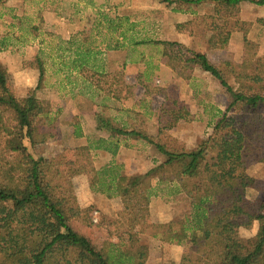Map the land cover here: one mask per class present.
<instances>
[{"label":"trees","instance_id":"16d2710c","mask_svg":"<svg viewBox=\"0 0 264 264\" xmlns=\"http://www.w3.org/2000/svg\"><path fill=\"white\" fill-rule=\"evenodd\" d=\"M188 8L203 3L214 5L211 23L204 29L212 35L207 50H223L234 31L245 23L238 10L244 3L264 6V0H177ZM235 15V20L230 18ZM198 22V21H197ZM197 22L180 24L192 31ZM239 23V24H238ZM258 23L264 34V18ZM190 27V28H189ZM165 66L188 70L195 63L203 72L218 78L228 94L225 111L212 135L196 150L175 152L160 141V134L171 130L187 106L174 98L160 108L158 139L133 127V122L118 123L97 112L96 130L107 134L90 144L67 148L63 155L43 157L39 148L57 137L50 115L41 114L34 96L18 97L8 88L0 69V264H146L149 247L139 238L138 227L150 216L152 197L184 195L190 213L182 218L151 225V236L162 245L187 248L179 264H264V200L250 202L246 197L247 170L264 163V55L259 44L243 43L240 61H228L224 69L215 66L205 52L185 44L157 41ZM42 87L45 69L39 64ZM119 81L124 76L114 75ZM232 79L235 87L228 80ZM242 114V120L229 114ZM56 121V120H55ZM76 137H81L76 134ZM128 140H142L154 146L165 160L146 176H129L114 167L98 170L94 148L115 158ZM12 150L20 155L7 156ZM156 174L152 179L148 177ZM84 175L91 190L108 198L119 197L122 210L116 220L102 218L108 234L117 243L96 249L77 234L68 222L77 219L94 224L93 207L82 208L73 180ZM258 224L253 239L240 237V229Z\"/></svg>","mask_w":264,"mask_h":264},{"label":"rangeland","instance_id":"374dc122","mask_svg":"<svg viewBox=\"0 0 264 264\" xmlns=\"http://www.w3.org/2000/svg\"><path fill=\"white\" fill-rule=\"evenodd\" d=\"M89 1L90 4L84 0H0V69L6 85L18 97L33 95L39 112L50 115L56 120L54 123L57 137L40 147L38 152L43 157L49 158L63 155L67 148L76 147L73 146V142L65 141L64 138H67L68 134L74 130L73 123L79 121V116L84 118L85 114L90 113L89 115L93 116L97 112L105 118H115V121L117 117L121 121L126 119L130 123L134 121L133 127L146 132L150 138L158 139L160 108L166 102L169 105L174 98L183 102L189 112L182 116L173 129L160 134L159 139L175 152L196 150L203 140L212 135L213 125L219 118L218 110L225 111L227 107L228 94L220 80L210 73L203 72L195 63H191L193 68L188 70L182 68L180 63L176 69L165 66L161 61L160 46L148 42L138 46L143 50L142 62L138 67L129 68L130 75L128 74L126 83L117 80L114 72L105 78L104 76H90L91 73L88 74L87 71L84 72L86 81L83 83V79L77 76L73 67L75 65L73 57H77L75 54L81 50L65 41L72 35L73 25L76 24L78 17H82L84 21L87 19L92 21L95 16L92 17L91 10H96V14L99 12L98 16L107 12L108 8L105 9L102 0ZM107 2L110 3L111 0ZM163 2L167 3L165 6L168 8L164 11L167 14L171 13L169 9L171 0ZM211 5L198 9L200 14L205 15L197 17L198 22L194 20L198 23L192 28L197 41H193L189 47L194 51L204 52L205 47L207 48V40L212 35L210 31L204 34V29L208 23H211ZM181 6L183 5L178 3L176 5L180 9L186 8ZM87 7L92 9L88 11ZM238 11L239 21L245 23L244 29L234 31L229 45L221 52L215 53L211 61L221 69H224L228 61L241 60L243 43L246 41L257 42L259 44L258 56L262 58L264 55V34L258 23L260 18H264V6L244 3ZM98 16L95 19H99ZM233 20H235V15L230 18L232 23H234ZM89 30L85 28L83 32ZM95 32L98 30L96 29ZM97 37L98 35H96L95 43L91 44V48L96 52L101 51L104 46L100 44L103 37L100 39ZM140 38L149 39L150 37L144 35ZM128 47L130 49V46ZM127 53V56L131 54L130 51ZM61 54L64 55L63 58L60 57ZM40 63L45 69L41 88L43 90H36ZM95 64L99 66L100 62L96 61ZM24 69L28 71V76L22 75ZM228 82L235 87L232 79ZM94 86L101 90V94H97L95 98L92 97L95 102L92 105L90 101L85 100L81 106L79 97L82 95L85 99L90 98ZM43 94L44 97L41 100L40 96ZM103 96H109L110 101L105 104L101 103ZM59 106L64 109L61 110ZM62 111L64 113L66 111V114L62 120H58ZM229 115L242 120L244 113L238 115L230 113ZM70 120L73 121L71 122L73 125H67ZM123 147L126 148L123 158L126 159V165L121 172L129 176H146L147 172L165 160L154 146L142 140H128L127 145ZM20 154L12 150L6 152L7 156ZM107 160L103 156L95 155L98 169ZM119 172L118 170L115 174ZM247 176V199L250 202L257 199L264 200V163L251 166L247 170ZM155 177L156 174L148 177L152 179L153 184L156 181ZM74 188L79 205L82 208L93 207L94 224L89 226L77 219H72L68 222L69 227L80 236L87 238L96 249H100L109 242L117 243L115 233L110 236L106 225H103L101 220L106 218L109 221L118 218L122 210L121 198L106 199L101 192L92 190V198L95 200L92 202L94 200L89 201L80 186L75 187L74 185ZM189 213L190 204L184 195L175 198L152 197L150 216L137 229L141 242L149 247V258L146 264L180 263L187 248L173 244L162 245L151 236L150 226L179 219ZM257 230V223L251 229L241 228L240 237L245 240L253 239Z\"/></svg>","mask_w":264,"mask_h":264},{"label":"crops","instance_id":"0c3cea01","mask_svg":"<svg viewBox=\"0 0 264 264\" xmlns=\"http://www.w3.org/2000/svg\"><path fill=\"white\" fill-rule=\"evenodd\" d=\"M84 1L90 4L89 0ZM163 1L164 0H111L109 3L107 0H102V5L105 6V9L106 7L108 8L107 12L98 16L99 12L96 14V10H91L92 17L95 16L92 21L89 19L84 21L82 17L77 18L76 24L73 25L75 31L74 29L72 30V35L65 42H67V44L70 43L72 46H76L78 50H81L75 54L77 57H73V61L75 62L73 67L77 76H80L81 79H83V83L86 81L84 75V72L86 71L88 74L91 73L90 76H104L105 78L114 72V75L118 76L119 78H121L120 76L123 75L126 83V81H128L126 78H128L130 75L129 68L136 66L138 67V65L141 64L140 62H142L141 60L143 57V50L138 46H142L148 42H152L153 44L157 41H171L179 42L185 44L187 47H190V44L193 43V41H197L195 39L197 38L195 34L191 33V31L189 32V30H185V28H183L184 30L181 31L182 28H179V25L194 20L197 21V17H200V15H205L204 13L200 14L198 9L202 7H208L212 3H203L198 6L193 5L190 8L182 3H178L186 7L180 9L176 7L177 0H171V8H169L171 13L167 14V12L164 10L167 11L168 8L165 6L166 2ZM91 5H93V3H91ZM211 8L213 15V4L211 5ZM87 9L90 11L92 8L87 7ZM162 14L166 15L162 16ZM97 16L99 19H95ZM85 28L90 30L88 32H83ZM96 29L98 32H95ZM145 29L147 30V33L144 34V32H146ZM96 35H98V39L103 37V40L100 42V44L104 45L103 49L97 52L91 48V44L95 43ZM144 35L150 38H140L144 37ZM69 40L71 42H69ZM128 46H130V49ZM128 51L131 53L129 56H127ZM221 51L222 50L209 51L206 47L204 49V52L207 54V57L210 61H213L215 53ZM139 56L141 58H138ZM60 57L63 58L64 55L61 54ZM63 61L65 62V60ZM96 61L100 62L99 66H96ZM22 75L28 76V71L24 69L22 71ZM37 85L35 86L37 87ZM41 88L40 90H43ZM93 89L94 90L91 92L92 96H89L90 98L85 99L82 97V95L79 97L81 106L83 105V102L85 103V100L87 102L90 101L91 105L95 103L92 100V97L95 98L97 94H101V90L97 89L95 86ZM43 97L44 94L43 96H40V99L42 100ZM115 100L116 99L114 98V101ZM107 101H110L109 96L101 97V103L105 104ZM60 107L61 106L58 108ZM63 109L64 108L61 107V110ZM58 113H60V111ZM65 114L66 111L65 113L62 111L60 115L61 117L59 116L58 120H62ZM89 114H85L84 118L79 116V121L77 123H73L74 130L68 134L67 138H64L65 141L73 142V146L78 147L86 146L88 144L95 146V143L90 142H95L97 139H107L106 133L96 130V121L93 117L94 115L92 116ZM116 120V122L123 124L129 122L127 119L121 121L118 117ZM71 122L73 121L70 120L67 125H73ZM77 133H81V137H76ZM125 151L126 148L121 146L117 156L113 158L106 151L94 148L92 150L94 161L95 155L103 156L105 160L108 158L107 162L102 164L100 169H97L101 170L104 168L114 167V170H119L121 172L126 165V159H123L125 156ZM119 160L122 162L119 163ZM74 185L75 187L77 185L78 187L80 186L89 201H92V190L89 186V181L86 176H77L74 179ZM101 195L106 197V199L108 198L106 194L104 195V193ZM92 202H95V200Z\"/></svg>","mask_w":264,"mask_h":264}]
</instances>
